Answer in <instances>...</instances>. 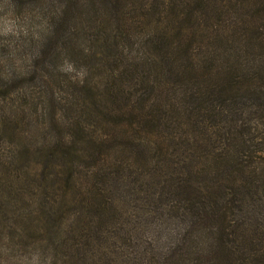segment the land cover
<instances>
[{"label":"rangeland","instance_id":"374dc122","mask_svg":"<svg viewBox=\"0 0 264 264\" xmlns=\"http://www.w3.org/2000/svg\"><path fill=\"white\" fill-rule=\"evenodd\" d=\"M128 2L126 13L115 18L102 8L69 11L57 0H11L0 10V264H121L126 257L128 264L129 256L140 264L154 256L152 264H158L184 220L170 210L175 198H165L167 189L188 181L209 186L214 149L221 152L219 145L238 132L227 121L252 127L253 114L264 111L252 98L236 100L222 114L224 121L200 125L195 90L215 86L218 78L208 81L213 74L198 73L188 81L185 67L206 57L221 65L232 55L229 69L242 63L248 76L257 73L259 50L246 43L255 41L254 31L264 32V0H201L194 12L176 0ZM67 14L76 15V24L60 38L56 24ZM178 42L197 57L177 59ZM119 103L128 108L126 127L108 132L119 168L73 163L59 173L61 167L52 165L51 175L39 158L40 146L61 136L69 140L78 110L112 108L116 115ZM14 114H22L16 137L10 129ZM257 124L260 138L264 120ZM92 136L105 137L97 129ZM246 174L249 185L237 182L229 196L203 201H216L225 212L229 221L222 225L237 236L235 256L242 264H264V162L250 165ZM49 182L52 193H43ZM91 199L99 204L91 209L98 218L82 209ZM229 199L240 205L231 207ZM209 223L220 225L210 218L201 226ZM207 251L203 264L216 263L221 251L214 245Z\"/></svg>","mask_w":264,"mask_h":264},{"label":"trees","instance_id":"16d2710c","mask_svg":"<svg viewBox=\"0 0 264 264\" xmlns=\"http://www.w3.org/2000/svg\"><path fill=\"white\" fill-rule=\"evenodd\" d=\"M9 1L11 0H0V10H6L9 6ZM57 1L67 3L69 11L83 8L84 11L91 12L93 9V13H98L102 8L107 12L109 15L108 17L112 18H115L122 12L124 15L129 3V0ZM176 1L179 3L178 7L187 12H194L199 9L200 6L198 3L201 2V0L199 2L196 0ZM171 3H173V1ZM78 4H80V6H78ZM75 24V14L63 16L62 24H56V28H59L56 29L57 32L58 30L60 31V29L63 31L59 37L63 38L67 34L71 35L72 33L69 32V30H74ZM246 31L247 30H244V32ZM251 31L253 30L251 29ZM244 32H242V34ZM253 36H255V41L252 38L250 42L246 43L247 47L258 49L260 55H258V59L254 62V67L256 66L258 72L252 76L247 75L248 73L245 72L246 70H244L242 63H237L236 66L234 64V70L229 69V67H231L230 65H232V61H228V59L232 57V55L221 65L216 64L208 57H206L208 60H203L201 63L194 61L191 65L190 62L186 64L185 67L189 71L188 81H192V79L195 80L198 77V73L213 74L214 76H210L208 81L213 80L214 77L218 78V82L215 86L207 88L201 86L195 90V96L193 98L199 109V115L195 118L200 125L208 121H216V123L224 121L223 119L225 118L222 114H228L227 107L236 100H251L252 98L257 101L255 105L257 108L264 105V32L257 36V32L254 31ZM47 46L48 45H46V47ZM67 47L69 48L70 46ZM190 49L191 46H188V44L186 47H182L178 42L173 52L176 54L177 59H189L191 55H194V58L197 57V53L192 52ZM254 54L257 55L256 53ZM214 67L218 69L216 70L218 73L212 72L215 71L213 70ZM17 95L20 101L26 102L25 96L21 97L22 94H16V97ZM90 99L93 100V97ZM95 105L96 104L93 103L94 107ZM242 105L245 106L244 103H242ZM127 109L125 104L119 103L116 108V115L112 108H106L104 111L78 110V114H80L79 119L73 121L72 127L69 128V137L65 136L66 139L69 140H63L64 136H61L58 137L57 140H53L50 146H47L46 143L40 146V153L38 155L42 163L44 162V167L48 169L51 175L55 174L54 170L57 166L61 167L59 173H62L66 166L72 167L73 163H77L79 167L88 168L89 166L102 165L110 170L111 168L118 169L119 162L116 160L117 156L113 157L111 154L113 144L108 132L111 131L113 135H116L115 128L121 126L119 129H122V127L125 126L123 125V121L126 120V114H124L123 110L127 112ZM200 109L203 113L202 117L200 116ZM120 111H123V113H120ZM256 111L258 112L253 114L255 118H252V121H256V124L252 127H245L241 122L237 124L236 122H231V120L227 121L228 125L231 127L234 125L235 127L238 126V132L232 137V141L219 145V148L223 145L221 152L217 153V149H214L213 158L215 159L214 162L216 166L213 168L212 172L207 175L206 179L210 181L209 186L201 185L200 182L188 181L185 185L172 186V188L167 189L165 198H169L170 196L173 198L172 200L175 198L174 201L170 200L172 201L170 210L175 211L176 216L178 217L179 215V218L182 217L184 220L182 221V228L177 232L175 243L166 252H163L164 254L157 257L158 264L206 263V261L208 262L209 260L207 250L210 246L213 247V245L216 247L217 251H221V253L217 252L218 259L216 263L212 261L208 264H242L241 259L235 256L237 236L233 232H229L227 226L222 225V223L228 224L229 221L225 216V212L217 206L216 201L204 202L203 200L206 201L209 196H215V200H217L218 194L221 193L229 196L232 194L230 188L237 184V182L249 185L251 181L248 174H246L247 168L252 164L258 165L260 161L264 162V158H261V155H264V133L260 134V138L256 137L259 131L257 122L262 125L264 111L260 109ZM234 115H240V110H235ZM13 117V123L10 129L11 135L16 137L20 131V123L17 119H22V114H14ZM51 118L54 119L53 116H51ZM261 127H264V125ZM95 129L102 131L105 137L96 138L92 136ZM234 138H239V141ZM13 143L15 144V142ZM212 145L207 147L211 148ZM203 152H205L204 149ZM20 154L25 156L27 152L25 153V151H22L19 155ZM52 165H55V169L50 170V166ZM227 165H230L231 169H228ZM197 173L200 175L199 172ZM212 174L215 176L211 177L210 175ZM66 177L67 175L63 176L62 179ZM223 177H227V179L223 181ZM222 183H226V186H222ZM228 183H230L231 186H229ZM52 188L53 186L49 182L48 186L46 188L43 187L42 191L46 193V191L50 189V191H48L50 194L52 193ZM166 204L159 207V209H165ZM226 204L233 207L235 204L240 205V200L234 201L229 199ZM226 204L223 207L224 209H226ZM94 205L99 207V204H94V200L91 199L89 204L82 206V209L92 212L91 209ZM92 213H94L95 217H99V214H97L98 212ZM210 218H213L214 221L220 225L214 226L209 223L202 227L201 224L205 221L208 222ZM231 223L235 228V232L239 231V224L235 227V224H233V222ZM199 229L201 231H199ZM95 241L103 242L102 240ZM252 249V247H249L246 253L249 254ZM206 251L207 256H205ZM154 255H157V253H154ZM126 258L121 261V264L126 263ZM134 259L135 258L129 256V259H127L128 264H140L135 262ZM153 259L154 256L145 264H152Z\"/></svg>","mask_w":264,"mask_h":264}]
</instances>
